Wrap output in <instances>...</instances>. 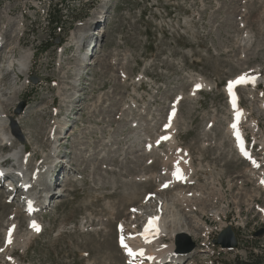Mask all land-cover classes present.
<instances>
[{
    "label": "rangeland",
    "instance_id": "374dc122",
    "mask_svg": "<svg viewBox=\"0 0 264 264\" xmlns=\"http://www.w3.org/2000/svg\"><path fill=\"white\" fill-rule=\"evenodd\" d=\"M50 9L62 25L49 24ZM1 37L14 59L27 52L32 60L28 76L0 77V130L10 140L0 142V157L33 156L18 168L31 177L28 196L54 194L50 208L35 214L40 229L24 248L14 243L15 231L16 240L27 233L24 192L9 194L19 177L0 183V264H132L117 237L137 246L148 216L172 218L163 206L181 188L156 190L163 162L178 152L169 145L174 132L190 160L186 196H201L184 202L189 210L173 209L180 227L197 235H190L194 254L181 263L236 264L252 254L264 264V235L253 237L264 228V0H0ZM4 65L0 57V71ZM237 77L254 81L236 89L244 156L228 130L224 93ZM53 163L59 170L49 188ZM198 220L203 227L194 228ZM227 225L237 238L232 251L212 243Z\"/></svg>",
    "mask_w": 264,
    "mask_h": 264
},
{
    "label": "bare ground",
    "instance_id": "6f19581e",
    "mask_svg": "<svg viewBox=\"0 0 264 264\" xmlns=\"http://www.w3.org/2000/svg\"><path fill=\"white\" fill-rule=\"evenodd\" d=\"M9 33H11V31H9V30H8V32H3L2 36L4 34H9ZM16 37H18V36H16ZM1 39H3L4 44H5V42H7L3 37H1L0 38V45H4L3 43H1ZM16 39L18 40L19 38H16ZM2 50H3V52L2 53L0 52V57L3 58L5 54H6V57L8 55H10L9 50L7 51L5 48H3ZM30 57H29V54L27 52H23V53L19 54L17 58L15 57V59L10 55L9 58H7L8 68L13 66V69L10 70L9 74H14L18 80L20 79L19 77H21L22 75L28 76L29 67H30L31 60H32ZM15 62L17 65V71L16 72L14 70ZM5 73H6V70L0 71V77L5 76ZM238 78L239 77H237V79ZM243 85H246V83H243ZM262 106L264 107V104H262ZM0 109H1V107H0ZM230 111L232 112V116H233L234 120L235 119H237V120L239 119V121L243 120L244 112L238 111V107L236 109H230ZM171 112L173 114L174 110H172ZM2 118L3 117L0 114V128L2 127L1 126V122L3 121ZM234 124L236 125V123H234V122L229 123L228 124V130H229V133H231V135L236 139V145H237L241 141V138H240L241 135L239 133L237 125L235 128H233ZM173 125H174V120L172 119L171 121H169V125H167L165 127V129H168V130L170 129V131L172 133L174 131ZM230 125H231V127H230ZM175 134L176 133L174 132L169 137V143H170L169 145H172L175 148V151H178V152H176L175 157L169 161L170 164L166 163L167 160H165V162H163L161 171H162V174L164 176V178H163L164 180L160 184L158 191L156 190V194L158 196H162L164 194H168V192H171L173 190H179L181 188L178 192L173 194V196L171 198V204L168 205L167 204L168 202H166V205L163 206V212H165L168 215L172 214L171 217L173 219L168 217L169 219H171V221H170L171 224H170V226H168V223H167L168 218H166V217L161 219L158 215H152V216H148L146 218L144 224L141 225L140 230L138 231L139 236H137L136 240H134L135 244H137V246L133 245V244L131 246L126 244L127 247H125V252L128 255V259H130V261L133 259V261H134L133 264H174V263L180 264L181 262L189 259L194 254V253H192V254L185 256V257L184 256L183 257H176L172 253V250H173L172 241H171V244L169 246H160L162 243L161 240H163L164 238L172 240L173 236L176 233H185L189 236L191 235L193 238H195V236H197L196 232L192 233V231L189 230L188 227L181 228L180 227L181 223L177 221L179 219H177L176 215H174V212H173L174 211L173 209L175 208V206L185 207V209L189 210L190 207L188 208V205H189L188 201L192 198V199L196 200V202H197V201H200V197H201V196H197L196 194H193V195L191 194L193 197L186 196V194L188 195L191 192V190L188 191L187 189H189L192 186V184L189 183L190 172L188 170L190 169V167H188L189 169H187V164L190 163V160H189V158L186 159L185 155L182 156V153H180L181 151L179 149H177V145H175L176 139H174V137H173V135H175ZM238 134H239V138H238ZM16 136L18 138L20 137L19 135H16ZM163 136H165V134ZM56 139L54 138V141H56ZM4 141H7V142H5L6 143L5 145H7L10 140H9V137L6 138L4 131L0 130V142L3 143ZM239 149H240V147L238 146L237 150H239ZM27 153L28 152H27L26 148H24L23 149V155H27ZM244 155H246V153H243V156ZM16 156H17V158H16ZM11 157L15 160V162H16L15 165L18 166L17 169H15L14 165L12 166L13 169H15V171H16V173H13L12 177L15 175L21 176V177H19L21 180L19 181V183L17 182V184H19V186L16 189H13L12 191L9 192V194L12 193V194L16 195L17 193H20V192L23 193L24 189H26L25 185H28L29 181L31 180V177H30V179H28V176L25 175L24 171L20 172V171H18V168H21L24 170V167L27 165L28 161L33 156L30 157L29 159H26V160L20 159V161H18V159H19L18 153L14 154V152H13V153H11ZM39 159H40V156H38V161H40ZM14 160H12V161H14ZM12 161L9 159V160L5 161L4 164H7V165L13 164ZM145 164L147 165V162ZM57 167L58 166L55 165L54 163L52 165H50V167H49L50 173L49 174L55 173L54 171L56 170ZM183 169H184L185 173L183 172ZM32 178H33V176H32ZM259 180H261L260 183L263 187L264 183H262V181H264V179L260 177ZM136 182H138V181H136ZM7 186H10V185H7ZM25 191L28 192L29 191L28 188ZM27 192L26 193L24 192V195L21 198L23 200V202H25L27 199H31L30 200L31 203L32 202L34 203V204L32 203V205H33L32 210L38 211L39 209H41L43 207V205H41V206L37 205V202H35L32 198H30V196H28ZM157 192H160L161 194H158ZM169 194H171V193H169ZM200 194H202V193L200 192ZM3 195L4 194L1 193L0 198H3ZM7 195H8V193H7ZM202 195H203V198H205L204 194H202ZM39 197L41 198V195ZM7 198H8V196H7ZM164 202L165 201H163V203ZM184 202H186L188 205ZM191 202H192V200H191ZM51 203H52V201L49 202L48 208H50ZM163 203H161V205H163ZM194 203H195V201H194ZM198 206H199V204H198ZM200 206L205 207V204H203V205L200 204ZM23 207H24V205H23ZM167 210H169V211L167 212ZM197 210H199L200 213L204 214V209L199 208ZM193 211H194V209H192V212ZM22 212L24 213L23 214L24 218L27 220L26 221L27 222V224H26L27 233L19 236V239L16 240L17 233L13 227H15V226L17 227V225H15L14 220H11V222H9V228L7 230L8 231L10 230L13 232L15 231L14 232L15 233V242L14 243L17 244V246L25 248L26 246H28V239L33 241V239L37 235L38 231H36L32 226L33 222H35V224H36L35 214L29 215L25 211H22ZM166 214H164V215H166ZM219 215L220 214L215 213V219L216 218L218 219ZM133 218H135V216ZM149 219H151V221L148 223ZM197 226L203 227V223L199 222V220H198L197 222H195L194 228H198ZM133 228H134V226H133ZM204 231L206 232V235H205V237H206L210 231L208 229H204ZM14 233H13V235H14ZM41 234L42 233H39L38 235H41ZM11 237H12V235H11ZM23 238H25V239H23ZM8 239H9V234L7 233L5 240H8ZM21 239H23V240L21 241ZM31 242L29 243V245L31 244ZM181 264H183V263H181Z\"/></svg>",
    "mask_w": 264,
    "mask_h": 264
},
{
    "label": "water",
    "instance_id": "95a60500",
    "mask_svg": "<svg viewBox=\"0 0 264 264\" xmlns=\"http://www.w3.org/2000/svg\"><path fill=\"white\" fill-rule=\"evenodd\" d=\"M33 81V80H32ZM34 84L37 81H33ZM24 109V104L22 103L16 114H19ZM264 235V229L257 231L253 234L254 238H258ZM213 245L219 246L221 249L225 250H233L237 248V241L235 235L230 226H227L217 237L215 241H213ZM174 254L176 255H187L191 253L195 249V244L192 242L189 235L185 233H177L174 238Z\"/></svg>",
    "mask_w": 264,
    "mask_h": 264
},
{
    "label": "trees",
    "instance_id": "16d2710c",
    "mask_svg": "<svg viewBox=\"0 0 264 264\" xmlns=\"http://www.w3.org/2000/svg\"><path fill=\"white\" fill-rule=\"evenodd\" d=\"M51 15V14H50ZM49 24L51 26L55 25L58 26L61 24V16H59V14L56 13L55 17L50 16L49 18ZM236 264H261L260 262H258L254 256L252 254H249L248 260L246 262H236Z\"/></svg>",
    "mask_w": 264,
    "mask_h": 264
},
{
    "label": "snow or ice",
    "instance_id": "6c2138e0",
    "mask_svg": "<svg viewBox=\"0 0 264 264\" xmlns=\"http://www.w3.org/2000/svg\"><path fill=\"white\" fill-rule=\"evenodd\" d=\"M247 82H254V81H248L245 77H240L238 78L236 81L234 82H230L229 83V91L231 92L232 90V87L234 84L236 83H247ZM197 88L200 87V85H196ZM233 104L235 106V97L233 96ZM236 125L234 124L233 125V128H235ZM238 138H239V134H238ZM262 183H264V181H262ZM33 228L36 230V231H39V226L35 224V222H33ZM8 242L11 243V231L9 232V239H8ZM125 247H127V245H125Z\"/></svg>",
    "mask_w": 264,
    "mask_h": 264
}]
</instances>
